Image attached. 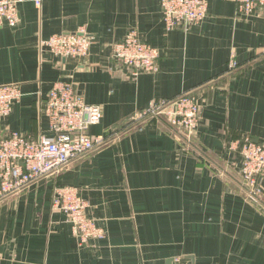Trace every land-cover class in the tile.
Segmentation results:
<instances>
[{"label":"crops","instance_id":"crops-1","mask_svg":"<svg viewBox=\"0 0 264 264\" xmlns=\"http://www.w3.org/2000/svg\"><path fill=\"white\" fill-rule=\"evenodd\" d=\"M197 23L167 30L159 0H32L0 27V85L22 92L0 131L49 134L40 103L54 82L73 83L100 107L92 135L113 136L0 202V264H264V176L251 195L238 175V142L264 145V12L208 0ZM130 29L158 50L157 70L133 75L111 57ZM83 30L82 58L40 47L52 34ZM237 62L234 70L228 63ZM193 93L199 122L187 140L165 124L128 120L149 102ZM70 185L87 202L102 238L80 244L53 189Z\"/></svg>","mask_w":264,"mask_h":264},{"label":"built area","instance_id":"built-area-1","mask_svg":"<svg viewBox=\"0 0 264 264\" xmlns=\"http://www.w3.org/2000/svg\"><path fill=\"white\" fill-rule=\"evenodd\" d=\"M24 0H0V27L15 25L19 3ZM40 7L41 0H32ZM240 14L264 12V0H233ZM161 17L167 30L202 21L208 13V0H159ZM93 39L83 30L79 33L52 34L40 41V47L60 58H82L89 54ZM158 50L140 39L135 29L112 46L111 57L128 67L133 75L157 70ZM237 62L231 59L228 70ZM22 95L17 84L0 85V118L8 115ZM47 118L49 134L32 138L20 131H0V202L19 194L41 178L57 175L72 161L101 147L113 133L92 135L90 126L100 120V107L88 104L72 82H54L40 103ZM200 105L196 96L185 92L172 98H160L135 112L129 125L146 121L162 122L172 132L187 140L194 135L199 122ZM240 152L238 175L241 184L253 196L262 192L264 145L244 137L237 144ZM52 206L65 213L80 244L91 238H102L103 230L86 215L87 202L76 188L58 185L53 189Z\"/></svg>","mask_w":264,"mask_h":264},{"label":"water","instance_id":"water-1","mask_svg":"<svg viewBox=\"0 0 264 264\" xmlns=\"http://www.w3.org/2000/svg\"><path fill=\"white\" fill-rule=\"evenodd\" d=\"M65 59V58H62ZM187 259H189V262L187 264H193V258L191 256L187 257ZM167 264H174V259H169L167 261Z\"/></svg>","mask_w":264,"mask_h":264}]
</instances>
